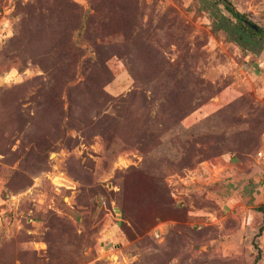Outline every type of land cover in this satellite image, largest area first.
<instances>
[{
  "label": "rangeland",
  "instance_id": "1",
  "mask_svg": "<svg viewBox=\"0 0 264 264\" xmlns=\"http://www.w3.org/2000/svg\"><path fill=\"white\" fill-rule=\"evenodd\" d=\"M215 1L0 0V264H264V48Z\"/></svg>",
  "mask_w": 264,
  "mask_h": 264
},
{
  "label": "trees",
  "instance_id": "2",
  "mask_svg": "<svg viewBox=\"0 0 264 264\" xmlns=\"http://www.w3.org/2000/svg\"><path fill=\"white\" fill-rule=\"evenodd\" d=\"M218 2L224 4L231 16L224 14L218 8ZM246 19H248L246 15L237 12L227 0L215 1L212 13L214 32L223 31L229 41L238 44L244 50L254 54L261 53L264 48V30L260 27L258 31L253 30L245 23ZM65 48L68 49L67 57L69 59L81 56V52H79L78 48L74 47L70 39L68 40V44L66 43Z\"/></svg>",
  "mask_w": 264,
  "mask_h": 264
},
{
  "label": "built area",
  "instance_id": "3",
  "mask_svg": "<svg viewBox=\"0 0 264 264\" xmlns=\"http://www.w3.org/2000/svg\"><path fill=\"white\" fill-rule=\"evenodd\" d=\"M255 159L259 164L264 166V145L255 153ZM209 164L213 166L214 169H216L218 165V163L213 161H211ZM168 228H169L168 222L161 221L153 228L152 233L156 238H162L168 232Z\"/></svg>",
  "mask_w": 264,
  "mask_h": 264
},
{
  "label": "water",
  "instance_id": "4",
  "mask_svg": "<svg viewBox=\"0 0 264 264\" xmlns=\"http://www.w3.org/2000/svg\"><path fill=\"white\" fill-rule=\"evenodd\" d=\"M245 23H246L248 26H250V28H252L253 30H255V31H258V30H259V26L256 25V24H254L252 21L246 19V20H245Z\"/></svg>",
  "mask_w": 264,
  "mask_h": 264
}]
</instances>
